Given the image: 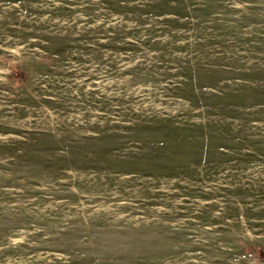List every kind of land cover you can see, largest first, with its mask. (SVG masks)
Returning a JSON list of instances; mask_svg holds the SVG:
<instances>
[{"label": "rangeland", "instance_id": "rangeland-1", "mask_svg": "<svg viewBox=\"0 0 264 264\" xmlns=\"http://www.w3.org/2000/svg\"><path fill=\"white\" fill-rule=\"evenodd\" d=\"M0 264H264V0H0Z\"/></svg>", "mask_w": 264, "mask_h": 264}]
</instances>
